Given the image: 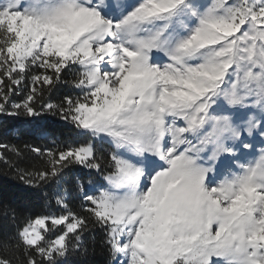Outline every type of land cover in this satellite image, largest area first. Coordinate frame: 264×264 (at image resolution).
I'll return each instance as SVG.
<instances>
[{
	"label": "snow or ice",
	"instance_id": "6c2138e0",
	"mask_svg": "<svg viewBox=\"0 0 264 264\" xmlns=\"http://www.w3.org/2000/svg\"><path fill=\"white\" fill-rule=\"evenodd\" d=\"M21 117L0 264H264V0H0Z\"/></svg>",
	"mask_w": 264,
	"mask_h": 264
},
{
	"label": "trees",
	"instance_id": "16d2710c",
	"mask_svg": "<svg viewBox=\"0 0 264 264\" xmlns=\"http://www.w3.org/2000/svg\"><path fill=\"white\" fill-rule=\"evenodd\" d=\"M14 99H19V97H15ZM24 119L25 118L21 117L19 118V121L15 119H6L0 122V143L17 144L22 146L25 137L20 134V121H23ZM48 119L51 120L54 118L48 117ZM41 143H43V141H41ZM17 194L18 186L15 182L4 181L3 178L0 177V195L12 199L17 198ZM22 206L25 207V211L42 210L41 208L30 204L27 200L22 202ZM82 261H87V264H109L110 256L98 243L95 245L90 244L87 257L73 256L69 258V264H82Z\"/></svg>",
	"mask_w": 264,
	"mask_h": 264
}]
</instances>
